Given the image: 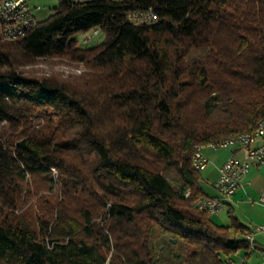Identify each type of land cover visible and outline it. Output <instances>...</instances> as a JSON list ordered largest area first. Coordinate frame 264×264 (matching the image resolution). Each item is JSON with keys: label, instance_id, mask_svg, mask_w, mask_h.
<instances>
[{"label": "trees", "instance_id": "16d2710c", "mask_svg": "<svg viewBox=\"0 0 264 264\" xmlns=\"http://www.w3.org/2000/svg\"><path fill=\"white\" fill-rule=\"evenodd\" d=\"M148 8L155 22L126 18ZM53 11L0 40V264H230L241 225L192 205L204 194L190 162L196 145L264 116V0H60ZM92 28L103 41L78 47ZM49 55L90 70L69 82L19 68ZM53 170L61 197L30 222L17 212L28 184L54 187Z\"/></svg>", "mask_w": 264, "mask_h": 264}, {"label": "built area", "instance_id": "2783aa9c", "mask_svg": "<svg viewBox=\"0 0 264 264\" xmlns=\"http://www.w3.org/2000/svg\"><path fill=\"white\" fill-rule=\"evenodd\" d=\"M126 18L133 23H152L158 17L152 8L143 10H129ZM38 21L31 12L27 0H0V40L15 42L18 38L26 35ZM260 143L257 144V141ZM207 146L211 148L233 147L242 149V157L231 153L222 162L219 168V175L214 181L216 193L209 196L198 197L193 206L207 214H215L231 200L234 191L241 185L242 178L252 165L264 164V116L257 120L255 127L233 133L226 137L211 141ZM204 145H196L192 150L191 162L196 171H203L206 168L208 157L202 150ZM190 194L186 190L185 196ZM264 201V196L261 197ZM254 228L246 234V240L250 241L257 233H264V224L253 226ZM228 262L232 264L229 259Z\"/></svg>", "mask_w": 264, "mask_h": 264}, {"label": "crops", "instance_id": "0c3cea01", "mask_svg": "<svg viewBox=\"0 0 264 264\" xmlns=\"http://www.w3.org/2000/svg\"><path fill=\"white\" fill-rule=\"evenodd\" d=\"M260 141L262 140L257 141V144ZM202 150L208 157V164L200 171L199 187L204 196L214 195V181L219 175L222 162L231 153L242 157L243 151L233 147L214 149L207 145H204ZM262 196L264 164L252 165L242 178L241 185L232 194L231 200L218 214H208L218 225L229 226L233 217L241 225L236 234L238 238L246 241V245L229 254L228 259L232 264H264V233H257L250 241L246 240V234L254 228L253 226L264 224V201L260 200Z\"/></svg>", "mask_w": 264, "mask_h": 264}, {"label": "rangeland", "instance_id": "374dc122", "mask_svg": "<svg viewBox=\"0 0 264 264\" xmlns=\"http://www.w3.org/2000/svg\"><path fill=\"white\" fill-rule=\"evenodd\" d=\"M27 2L35 19L40 22L54 12L53 10L58 6L60 0H28ZM103 35L104 33L99 28H92L86 32H79L74 37L78 47L86 48L101 43L104 39ZM19 68L27 76L40 78L53 77L60 81L68 80L69 82L76 77L80 79L86 78L84 74L90 70L84 63L69 58L66 55H49L33 58L27 64H22ZM37 117H40L39 119L42 120L44 118L41 116ZM38 118L37 121H39ZM52 173L56 180L52 188L44 187L39 180L28 184L31 188V195L23 202L21 208L17 209V212L23 213V216L30 222L35 221V218L43 213L48 204H55L61 197L58 182L59 173L57 170H53Z\"/></svg>", "mask_w": 264, "mask_h": 264}, {"label": "water", "instance_id": "95a60500", "mask_svg": "<svg viewBox=\"0 0 264 264\" xmlns=\"http://www.w3.org/2000/svg\"><path fill=\"white\" fill-rule=\"evenodd\" d=\"M173 242H175V239H172Z\"/></svg>", "mask_w": 264, "mask_h": 264}]
</instances>
